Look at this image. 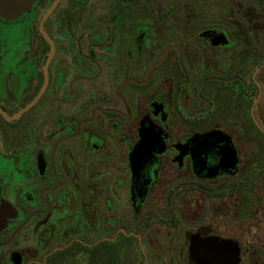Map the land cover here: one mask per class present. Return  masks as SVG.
I'll list each match as a JSON object with an SVG mask.
<instances>
[{"label": "flooded vegetation", "instance_id": "1", "mask_svg": "<svg viewBox=\"0 0 264 264\" xmlns=\"http://www.w3.org/2000/svg\"><path fill=\"white\" fill-rule=\"evenodd\" d=\"M264 264V0H0V264Z\"/></svg>", "mask_w": 264, "mask_h": 264}, {"label": "water", "instance_id": "2", "mask_svg": "<svg viewBox=\"0 0 264 264\" xmlns=\"http://www.w3.org/2000/svg\"><path fill=\"white\" fill-rule=\"evenodd\" d=\"M202 248L209 250V254L196 256L204 259L205 264H238L240 261L237 247L229 242H208Z\"/></svg>", "mask_w": 264, "mask_h": 264}]
</instances>
